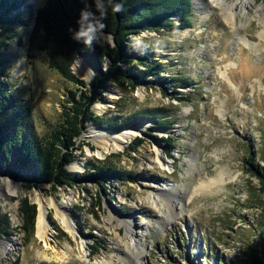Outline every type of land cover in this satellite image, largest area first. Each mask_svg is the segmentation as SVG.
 Listing matches in <instances>:
<instances>
[{
	"label": "rangeland",
	"instance_id": "rangeland-1",
	"mask_svg": "<svg viewBox=\"0 0 264 264\" xmlns=\"http://www.w3.org/2000/svg\"><path fill=\"white\" fill-rule=\"evenodd\" d=\"M43 2L28 0L20 7L27 24L12 25L17 35L4 51L9 90L30 101L31 132L41 142L60 128L72 104L69 91L88 89L50 68L43 51L27 55ZM261 3L238 7L229 21L225 5L191 0L190 28L130 35V46L147 45L158 53L162 82L133 89L105 82L91 113L125 122L108 129L85 123L74 145L63 148L70 154L65 168L71 180L34 184L32 169L22 177L0 170V244L6 248L0 264H127L128 228L144 232V238L139 232L146 256L142 264H264V192L247 164L264 168V9L256 11ZM98 38L113 45L108 33L99 32ZM84 53L92 71L78 61ZM109 63L108 57L99 63L92 46L77 53L72 70L84 81L90 75V81ZM143 71L142 66L130 69ZM182 78L193 84L177 93L173 85ZM154 115L171 124H160ZM126 128L136 133L122 145L110 137L106 145L87 137L90 131L118 134ZM168 144L173 157L166 154ZM218 172L219 185L193 193ZM161 183L174 185L176 193L160 188ZM24 199L36 212L27 229L19 209ZM48 200L65 204L70 228L54 208L47 210L45 246L36 233V216L39 202Z\"/></svg>",
	"mask_w": 264,
	"mask_h": 264
},
{
	"label": "trees",
	"instance_id": "trees-1",
	"mask_svg": "<svg viewBox=\"0 0 264 264\" xmlns=\"http://www.w3.org/2000/svg\"><path fill=\"white\" fill-rule=\"evenodd\" d=\"M27 1L0 0V170L22 177L23 171L32 169L30 178L34 184H61L71 180L65 168L71 163L70 154L64 152L63 148L74 145L85 123L92 122L101 129H108L120 128L125 122L123 120L116 124L113 119L91 113L90 108L99 99V89L105 86V82L110 80L131 89L139 84L162 82L159 78L163 67L158 62V53L150 51L147 45L130 46L129 36L143 30L159 32L190 28L192 5L191 0H44L36 10L27 55L34 58L36 51H43L50 68L78 86L88 85V89L69 91L72 104L64 111L60 128L50 135L48 141L41 142L31 132L28 119L30 101L22 100L9 90L8 73L5 71L8 60L4 51L9 40L17 35L12 25L17 22L27 24L19 10L28 6ZM173 16H179L178 24L171 18ZM99 32L111 34L113 45H102ZM92 46L97 50L99 63L105 57L109 58L110 63L89 82H85L77 78L72 65L79 51ZM150 57L153 59L150 60ZM135 66H142L143 74L130 73ZM148 76L156 77V80L148 79ZM191 84L190 78H182L180 84H174L173 88L178 93L177 88ZM154 116L164 126L171 124L158 115ZM130 118L134 117L127 120ZM168 145L170 149L166 154L173 157L171 149L174 147ZM247 164L264 192V168L250 160ZM19 209L24 217L23 228L27 229L34 222L35 207L24 199Z\"/></svg>",
	"mask_w": 264,
	"mask_h": 264
},
{
	"label": "bare ground",
	"instance_id": "bare-ground-1",
	"mask_svg": "<svg viewBox=\"0 0 264 264\" xmlns=\"http://www.w3.org/2000/svg\"><path fill=\"white\" fill-rule=\"evenodd\" d=\"M208 1H209V4H218V5L223 4V5H225L224 6V13L226 14L225 18H227V20L229 18V21H230V18L231 19L234 18L235 14H236V10L238 9V7H245L246 5H250L251 3L254 2V0H231V1H229V0H208ZM263 7H264V5L262 3L258 4L256 11L257 12H260V11L263 12V9H264ZM239 10H240V8H239ZM262 20H264V19H262ZM261 32H262L261 36L264 39V30ZM246 45H248L247 42H246ZM79 60H82L83 62H85L86 66L88 67V71L93 70V64L91 62V58L89 56V53L79 54L78 55V61ZM84 71H86V67H81V72H84ZM89 76L90 75H87L88 79H89ZM134 130L135 129H133V128H126L125 130H123L122 132H120L118 134H111V133L109 134L108 133L109 131L108 132L102 131V132H98V133H95L94 131H90V133L87 134V137L92 139V140H96L97 142H99V144L101 143L104 145H106L105 138L110 137L113 139V141L117 145H122L124 142L130 140L133 135H135L136 132ZM111 136H113V137H111ZM156 160H158V158H156ZM221 182H222L221 173L218 172L213 177L212 181H207V184L204 181H202V182L200 181L197 184V186L194 188L193 193H197L198 189L202 190L203 188H212L213 186L219 185ZM165 186H167L168 190L172 191L173 195H174V193H176V188L174 187V185L163 183L160 186V188L165 187ZM64 205L65 204H63L62 202H54L51 200H48V202H39V208H38V212H37V216H36V233L40 239L44 240L45 246L48 245L47 240H46V235H47V230H48V220H46V217H45L47 210L54 208V210L56 212V216L58 218H60V220L64 224L65 228L67 230L70 228L69 223H68V217L65 215V213L63 211ZM176 205H178V204H176ZM166 217H169L168 214H166ZM139 232L142 233V237H143L144 232L142 230L141 231L132 230V232H131V229L128 228L126 231V234L128 235V240L125 242L126 248L129 252V254H131V257L129 255H126L127 264L141 263L144 260V258L146 257L145 254L143 253V251H145V250H144V247L142 246V240L140 238ZM5 249H6L5 246L0 244V254H2V253L4 254Z\"/></svg>",
	"mask_w": 264,
	"mask_h": 264
},
{
	"label": "water",
	"instance_id": "water-1",
	"mask_svg": "<svg viewBox=\"0 0 264 264\" xmlns=\"http://www.w3.org/2000/svg\"><path fill=\"white\" fill-rule=\"evenodd\" d=\"M109 35H111V34H109ZM111 37H112V41H113V36L111 35ZM85 81H86V82H89V79H88V80L86 79Z\"/></svg>",
	"mask_w": 264,
	"mask_h": 264
}]
</instances>
